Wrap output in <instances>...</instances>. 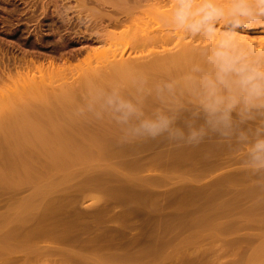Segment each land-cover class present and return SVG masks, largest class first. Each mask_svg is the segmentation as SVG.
Listing matches in <instances>:
<instances>
[{
  "label": "rangeland",
  "instance_id": "1",
  "mask_svg": "<svg viewBox=\"0 0 264 264\" xmlns=\"http://www.w3.org/2000/svg\"><path fill=\"white\" fill-rule=\"evenodd\" d=\"M84 1L87 5L97 3ZM79 2L0 0V93L4 94L0 96V247H10L0 254V264H264V167H258L259 161L252 159L257 155L254 145L264 142V115H235L236 111L232 114L227 109L229 114L227 103L226 107L217 100L207 104L204 100L190 102L193 99L186 92L181 95L177 91H182L186 82L165 77L166 68L152 70L154 75L149 70L147 76L148 69L144 67V79L167 78L176 86L170 88V93L175 89L172 97L167 92L169 87L154 88L160 92L155 96L156 127L142 129L141 133L121 134L118 124L116 129L109 125L110 118H118L123 97L130 98L144 89L133 86L135 81L120 78L122 72L115 69L105 81L103 72L110 63L104 64L106 70L104 65L98 66L102 77L99 73L90 84L84 81L89 73L84 67L73 71V75L68 73L69 77L52 78L51 84L43 80L44 84L41 80L39 84L37 78L38 87L30 88L35 84L30 82L19 89L15 85L10 88L13 74L16 78L25 76L23 73L35 74V66L50 63H46L43 52L52 38L58 39L53 42L57 50L76 52V56L57 59L56 63H75L86 50L98 45L100 28L107 22L115 26H110L113 29L133 22L132 18H120L118 23L122 24L116 25V18L105 17L100 21L80 10ZM186 19L183 30L188 37L193 24L192 18ZM52 21L61 25L56 28ZM232 23L227 27L213 23L211 29L214 34L242 35L243 31ZM201 26L199 33L204 32L203 23ZM258 27L263 31L248 32V37L264 40V23ZM51 30H57L55 35ZM46 32L49 35L43 34ZM198 32L197 36L202 35ZM196 37L195 44L197 39L199 44L205 38L213 39L204 36L200 41ZM84 44L87 46H80ZM168 44L165 50L173 47L172 41ZM130 50L126 49L121 58L128 56L131 60V56L135 59L141 55L140 50ZM142 57H137L139 62H143ZM109 59L105 63L115 61ZM261 60L264 62L256 59L255 67L264 72ZM136 71L134 67L130 70ZM126 74L129 73L125 77ZM255 77L251 81L264 86V77ZM199 79L201 76L190 83L193 88L231 85L227 80L222 84ZM68 87L75 92L70 94ZM207 88L205 91L211 90ZM162 92L171 97L172 103L181 100L183 105L177 108L189 105L190 111H179L176 103L173 108L168 98L158 96ZM211 103L213 110L224 106L225 110H221L226 113L220 109L221 115L218 111L204 113L203 106ZM99 104L104 105L103 109ZM105 105L110 113L103 115ZM37 110L42 113L37 114ZM192 116L216 118L215 128L206 129L215 133H178V127L183 125L181 119ZM17 120L23 124L18 125ZM10 126L15 130L10 131Z\"/></svg>",
  "mask_w": 264,
  "mask_h": 264
},
{
  "label": "bare ground",
  "instance_id": "2",
  "mask_svg": "<svg viewBox=\"0 0 264 264\" xmlns=\"http://www.w3.org/2000/svg\"><path fill=\"white\" fill-rule=\"evenodd\" d=\"M79 1H80L79 5H77V6L79 7L80 10L86 11V13L91 15V17L100 18V21H101V18L105 17V18H116L114 21L117 23L116 25H118L119 23L122 24L121 20H120L121 22L118 23V20L120 18H122V19H126V18L131 19L132 18L133 22L131 24H123L122 27H120L118 29H116V28L113 29L112 27H110L113 25L108 26L109 22H107V25L105 24V26H102L101 25L102 23H100V26H102V27L100 28V32H99V35H100L98 38L99 43L97 46L90 48L89 50H86V54L84 55V57H82V59L78 60L75 63H68V62L65 63L66 62L65 61L61 64H56V63H52L50 61V63H48L46 65L38 64L34 68V69H36L35 74H31V72L28 71L29 73L26 72L28 74L23 73L25 76L22 75V77H21L20 76L21 74L18 75L19 78H16L17 75L15 73L12 75L13 80H12V76H11V80L9 79V82H12V83H9L7 81V83L10 84V88H11V85H15L17 88H18V86H20L19 88H21V86L25 87V85L27 86V83H28V85L35 83L33 85H30V88L33 86L38 87V86H36V84L37 83L40 84V80H41V84H44L42 82V80L52 82L53 81L52 78H54V77L57 78L58 76L63 79V78H66V76H68V73H71L73 75V71L76 72V70L77 71L80 69L83 70L84 67H87V68H85V70H87L89 73H88V76H85V78H84L85 80L84 79L83 80L87 81V82L89 81V84H90V81L92 83V81L97 79V75H99V73H100L99 76L102 77L101 72H100V70H102V69H100L101 66L104 64L109 65V63H110V66H108L109 69L107 68V66L104 65L106 67L104 70H106V69H108V70H106V72H103V74L106 76V78L109 77L108 79L105 78L104 79L105 81H108L111 78L110 76L113 75L110 73L111 69H112V71H113V69H115V71L116 70L121 71L122 74H120L121 75L120 78L127 79L128 82L133 81V80H137V79H144V77L146 75L145 71H144V70H146L145 68L148 69V72H146V73H148L147 76H149V70L151 71L150 73H152L150 75H154L153 74L154 72H152V70H154V69H159V70L161 69L163 71L166 70L165 74L163 72V74L166 75L165 77L170 76V77H168L170 79L172 76H174L178 79V81L181 79L182 84H183V82L184 83L186 82L185 86H182L185 88H183L182 91H181V89L177 90V91L180 92L181 95H182V93L185 94V92H186L188 94V96H190L191 99H193L190 102L194 103L195 100L196 101L201 100L203 102V100H204V102L207 104L210 100L213 99V100L220 101V104L224 103V106H226L225 104L227 103V106H229V108H226L227 106L225 108H226L227 113H229V114H230V112L233 114L234 113L233 111H236L235 115H237V112H241V113L247 112L249 115H253V114L254 115H257V114L258 115H264V86H259L256 84V82L254 84L251 81L253 79V76H256V77L261 76L260 78L264 77V72H262V71L260 72V70H258L259 69V68H257L258 63L255 62L256 59H263L264 60V40H259L260 38H257V40H255L256 38L251 39L250 37H248L249 36L248 32H254L255 30H257L260 27V26L258 27V25H262L264 23V0H191L192 7L190 9V12L193 14L189 15L187 17H179V18L176 16V9L178 7L177 0H161V1H159V0H95L98 3V4L94 3V4H96V6L94 4L93 5H87L84 0H79ZM205 6L217 9V11L220 13V15L215 16V17H211L208 19H202L203 13H199V14H196V13H197L198 9H200L201 7H205ZM240 6H244V7L249 8L252 12V15L251 16H241L238 14V12L233 11L235 8H238ZM46 7H48V4ZM102 9H104V10H102ZM135 18H137V19H135ZM184 18H185V20H184ZM186 18H192V24H193V26H190V28H192V29L189 28L191 32L190 31H187L190 33L186 32L189 35L188 37L185 36V33H184L185 29L183 30L185 24H187V22H185L187 20ZM132 19H131V21H132ZM205 20H206V22H205ZM126 22L130 23L129 20H127ZM231 22H234V24L233 23L232 24L235 27H237L236 29L240 28L243 31L242 35H241V33H240V35H236L235 32H234V35H231L229 33L231 36L230 35H223L219 32V30L216 31L219 33L214 34V31L211 29V25L213 23H215V24L217 23V26H220V27L221 26L227 27ZM111 23H112V21H111ZM201 23H203L204 32L202 31L203 28L201 26ZM113 24H115V23H113ZM113 27H115V26H113ZM167 28H169V29H167ZM199 28H202V30H201L202 33L198 32L200 30ZM240 29H238V30H240ZM257 31L261 32L263 30L260 28ZM197 32L199 34H202L203 36L202 35L197 36L198 35ZM227 32H229V31H227ZM196 36L200 38V41H201L202 37H204V36H207L209 38H213L214 40L213 39L206 40V38L204 37L206 41L203 40L204 43L202 44V41H201L200 42L201 44H199L198 43L199 39H197ZM195 37L198 40L197 43L199 45L197 43L196 44L194 43ZM253 39L255 41H253ZM261 39H264V38H261ZM168 41L173 42V44L171 45L173 47L170 46L171 49L168 48V50H165L166 49L165 44H168ZM212 41H215V42L211 43ZM225 41H229L230 46H225ZM165 42H167V43H165ZM169 43H171V42H169ZM254 44H257V45H254ZM156 46H159L161 50L160 49L159 50L154 49ZM168 46H169V44H168ZM128 48L132 50V51L130 50L131 52L129 51L130 53L134 52V50H140L141 55L143 56V54H145L147 57L146 58L147 60L145 59V55L143 56L144 58L141 55H137L135 57V59H137V57H139V56L142 57L141 61H143V62H139L138 59H137L138 61H136L133 58L134 55L131 56L133 59L129 55V58H131L132 61L128 59V56H126L127 59L124 60L125 57L124 58H121V57H123L122 54ZM156 48H158V47H156ZM143 51H146V52H143ZM218 53H220L221 55H217ZM116 56L117 57L120 56V57L117 59ZM109 58L111 60L112 59L115 60V58H116V60L113 62L110 61V62L105 63L106 60H108ZM261 62H262V60H261ZM262 63H263V68H264V62H262ZM99 65H101V66L98 67ZM111 65L113 68H111ZM255 66H257V67H255ZM133 67H134V69L137 70L136 73L133 72L134 74L132 72H130L131 68H133ZM254 69L258 70L259 72L254 71ZM119 71H117V72H119ZM117 72H114V74H116V75L118 74V76H119V73H117ZM123 72L129 73V74H126V77H125L124 76L125 73H123ZM14 75H16V77H14ZM118 76H117V78L119 79ZM133 76H135V77H133ZM197 76H201V79H199L200 81H203V80L205 82L221 81V83H222V81L226 82L225 80H227V81L231 82L230 83L231 85L226 86V87L223 85L225 88L222 85L221 86L218 85L219 87L216 88V84H215V88H214V86L212 84L213 82H212L211 86L213 88L210 85L206 86L205 84H203V86L205 85V88L208 87L207 89L211 88V90L205 91L206 90L205 88H204V90H201V89H203L201 87L202 85L201 86L199 85L201 87V89H199L200 87L198 85H196V87H198V88L194 87L196 89L195 90L190 83H192L193 80H195V82H196ZM8 77H9V75H8ZM86 77H88V78H86ZM256 77H255V79H256ZM0 78L3 79V76ZM37 78L39 80L36 83ZM176 78H174V80ZM4 79L8 80V78H4ZM152 79H159V78H156L154 76V78H152ZM161 79L164 80L165 78H161ZM169 79H167V80L169 81ZM112 80H113V78H112ZM171 80L173 81L172 78H171ZM257 80H255V81H257ZM0 81H2V80H0ZM3 81H6V80H3ZM245 81H246V84H243V83H245ZM250 81L252 83H250ZM49 82H45V83L48 84ZM51 82L49 84H51ZM18 83H21V85H18ZM73 83H74V81H73ZM49 84L47 86H49ZM187 84L188 85L190 84L191 86L190 85L186 86ZM258 84H260V83H258ZM262 84H263V82H262ZM225 85H227V84H225ZM2 86H4V85H2ZM41 86L43 87V85H41ZM47 86H45V87H47ZM57 86H58V84H57ZM61 86L62 85L60 84V87ZM65 86L67 87L66 84H65ZM5 87H6V84H5ZM13 87H12V89H13ZM35 87H33V88H35ZM45 87H43V88H45ZM62 87H61V89H63V91H66V89L62 88ZM168 87H169V89L167 90V92L169 91L168 93H170L171 86H167V88ZM186 87H188V88H186ZM221 87H223V88H221ZM178 88H180V87H178ZM45 89H48V87ZM68 89H70V88L68 87ZM72 89H73V87H72ZM100 89H102V88H100ZM104 89L105 88H103V90ZM73 90H71L70 92L68 90L67 91L70 94H72V92H75ZM17 92H18V90H17ZM94 92H95V90H94ZM92 93H93V91H92ZM106 93H107V90H106ZM165 93H166V90H165ZM165 93L162 92V94H160L159 97H161V98L166 97L167 94L165 96ZM171 93H170V95H171ZM1 94L2 93H0V96H1ZM2 95H4V94H2ZM6 95H8V94H6ZM45 95H47V94L45 93ZM120 95H123V93ZM168 96H169V94H168ZM175 96H176V94H175ZM107 97H108V95H107ZM171 97H172V95H171ZM166 98H168V97H166ZM170 98H168V99L170 100ZM172 101L170 100V101H168V103H170V102L172 103ZM174 102H175V100H174ZM179 102L182 103L181 100ZM175 103H172L171 106H173V104H175ZM180 103H178V104L176 103V105H174V106L175 107L176 106L178 107V105L182 106L183 104H180ZM193 103H191V105H190L191 107L194 106ZM203 103H201V104H203ZM100 104L97 106L102 107V109H103L104 105L100 106ZM192 104H193V106H192ZM195 104H196V102H195ZM206 104H205V106H206ZM211 105L214 106V104H212V103L207 105V107L210 106V108L203 106V108H205V110H206L203 112L205 113L207 111H210L211 113H214L215 111L216 112L218 111L217 113L219 114L220 110L224 109V106H223V108H221V106L218 108L217 107L218 104L215 103V107H217V110H213V106L211 107ZM167 106H169V104ZM174 106H173V108H174ZM188 106H186V108H177V107L176 108L179 111L181 110L182 112L183 111L189 112L190 107H188ZM200 106H202V105H200ZM99 107H97V108H99ZM170 107H169V110H170ZM198 107H199V105H198ZM176 108L174 109V111L177 110ZM194 108L196 109L195 106H194ZM104 109H105V111L104 110L102 111L100 109L102 112H104L103 115H106L105 113H108V112L110 113V111H108V105H105ZM195 109H193V110L195 111ZM227 109H230L229 110L230 112H228ZM90 110H91V108H90ZM94 110H93V112H94ZM110 110H112V109L110 108ZM167 110H168V107H167ZM37 112H38V110L36 111V113ZM87 112H89V111H87ZM96 112L101 114L99 110H97ZM165 112H167V111L165 110ZM171 112H173V110H171ZM196 112H197V109H196ZM39 113L41 114L42 112H39ZM39 113H37V114H39ZM223 113H226V112L224 111ZM241 113H238V114L241 115ZM207 114H208V112H207ZM221 114H219V115H221ZM19 117H22V116H19ZM105 117H107V116H104V118ZM21 121H18V125H20V123H22ZM28 122H30V121H28ZM35 122L38 123V121H36V119H35ZM24 123H26V122H24ZM15 124L17 125V123H15ZM104 124L106 125V123H104ZM11 125H12V123H11ZM28 125H29V123H28ZM74 126H71V127L74 128ZM79 126H80V124H79ZM6 127H8V126H5V128ZM29 127H30V125H29ZM33 127H35V126H33ZM12 128H14V126H12L10 128V131ZM13 135L15 136V134H13ZM39 135H41V134H39ZM34 136H35V134H34ZM4 137L6 138L5 135H4ZM21 137H23V136H21ZM55 137H57V136H55ZM37 138H39V137H37ZM21 139H23V138H21ZM3 140H4V138H3ZM8 142H9V140H8ZM38 142H39V139H38ZM47 142H48V140H47ZM29 143H31V142H29ZM7 144H10V143H7ZM9 250H10L9 246H1L0 247V254H2L4 252H8ZM21 264H33V262H23Z\"/></svg>",
  "mask_w": 264,
  "mask_h": 264
},
{
  "label": "crops",
  "instance_id": "3",
  "mask_svg": "<svg viewBox=\"0 0 264 264\" xmlns=\"http://www.w3.org/2000/svg\"><path fill=\"white\" fill-rule=\"evenodd\" d=\"M136 83L133 86L135 87H143L144 89L137 90V94H133L132 96L127 97L124 96V105L119 106V116L118 118H110L109 125L113 128H117V124L119 125V132L121 134L128 133H141L142 129H152V125L156 124V117L154 113L157 108L156 94L160 93L159 91H154L155 87L159 86H173L171 82L167 80H159V79H137L133 80ZM173 92L175 89H171ZM159 96V95H158ZM126 98V100H125ZM216 101V100H210ZM183 121V125L178 127V133L183 134H203V133H215V130L207 131V127L212 126L214 129V125L217 121L216 118H206L201 116H192V117H184L181 119ZM203 126H206L203 127ZM255 131V130H254ZM149 132H152L149 130ZM253 160L255 159V155H253Z\"/></svg>",
  "mask_w": 264,
  "mask_h": 264
},
{
  "label": "clouds",
  "instance_id": "4",
  "mask_svg": "<svg viewBox=\"0 0 264 264\" xmlns=\"http://www.w3.org/2000/svg\"><path fill=\"white\" fill-rule=\"evenodd\" d=\"M177 9H176V16L179 17H187L189 15H192L193 13L190 12V9L192 7L191 0H177ZM234 12H238L239 15L241 16H251L252 12L249 8L240 6L238 8H235L233 10ZM203 13L202 19H208L211 17H215L220 15V13L217 11L215 8H210V7H201L200 9L197 10L196 14ZM225 46H230L229 41H225ZM217 55H221L218 53ZM152 128H155L156 125H152ZM264 149V142H258L256 145L253 147V151L257 152L256 159L259 161L258 167H264V152H258L257 150Z\"/></svg>",
  "mask_w": 264,
  "mask_h": 264
},
{
  "label": "flooded vegetation",
  "instance_id": "5",
  "mask_svg": "<svg viewBox=\"0 0 264 264\" xmlns=\"http://www.w3.org/2000/svg\"><path fill=\"white\" fill-rule=\"evenodd\" d=\"M55 20H57V19H55ZM47 24H49V23H47ZM59 25H61V24L60 23L54 24V22L52 23V26H55L56 28H58ZM47 28H48V26L44 27L43 29L46 30ZM56 32H57V30H55V31L51 30L52 35H55ZM62 33H65V32H62ZM43 34H45L47 36V35H49V32H46V33H43ZM70 38H72V36ZM51 40H52L51 43H49V44L44 46L45 47V51L43 52V54L45 55L46 63H48L50 61L56 63L57 59H59V60L60 59L68 60V58L76 56V52H73V51H69V50L59 51V50H57L56 48H54L55 44L53 42H58V39L57 38H52ZM80 46L81 47H86L87 45L84 44V45H80ZM73 50H75V49H73ZM62 55H64V56H62ZM56 64H58V63H56Z\"/></svg>",
  "mask_w": 264,
  "mask_h": 264
}]
</instances>
